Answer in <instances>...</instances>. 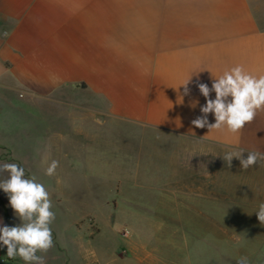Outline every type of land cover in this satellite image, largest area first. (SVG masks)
<instances>
[{"label":"crops","instance_id":"0c3cea01","mask_svg":"<svg viewBox=\"0 0 264 264\" xmlns=\"http://www.w3.org/2000/svg\"><path fill=\"white\" fill-rule=\"evenodd\" d=\"M238 65L264 75V0H0V133L52 131L44 145L72 166L59 195L89 196L96 211L116 213V226L136 229L123 250L132 264L157 261L147 251L154 228L174 245L168 264H187L189 234L219 243L225 228L263 244L264 161L244 170L222 156L264 152V110L237 133L191 123L206 104L198 84L211 88ZM1 141L0 164L16 162ZM0 221L21 223L3 200ZM54 228V247L37 254L46 264L82 260L65 253ZM6 254L0 245V264Z\"/></svg>","mask_w":264,"mask_h":264},{"label":"rangeland","instance_id":"374dc122","mask_svg":"<svg viewBox=\"0 0 264 264\" xmlns=\"http://www.w3.org/2000/svg\"><path fill=\"white\" fill-rule=\"evenodd\" d=\"M0 135V140H8V145L12 146L9 150L17 159L13 163L25 168L26 178L36 176L37 180L43 183L50 193L53 204L52 210L55 212V220L52 223L55 226L53 230L59 235V241L65 253L69 252L72 258L78 255L82 259L79 262L73 260V264H132V261L128 260L123 250L126 248L125 243L127 240L139 237L136 229L116 226L114 221L116 213L96 211L93 205L94 202H91L89 196L85 198L84 194L66 195L65 197L59 195L63 193L64 189H68L67 174L72 166L68 158L59 161L56 158L58 155H56L54 149L50 145H44L45 142L50 140L52 131L48 129L37 131L29 126L27 130L21 132L13 130L6 136L3 133H0ZM41 136L45 137L46 140L42 142ZM0 144H4V142ZM91 151L95 154L94 152L98 151V148H92ZM51 160H57L59 166L55 175L47 176L45 170ZM7 176V172L0 173V180L7 178ZM91 183L92 192H95L98 189L95 185V179ZM0 192V200L9 205L8 195L2 189H0ZM60 199L64 202L58 204ZM86 199L89 200L84 202ZM11 211L13 217L19 219L12 208ZM90 216L96 217L97 223H93L89 219ZM74 220H77L75 229L64 227L66 224L73 223ZM110 220H113L112 225ZM153 230L156 243L155 245L150 244L147 251H150L157 258L155 264H168L167 255L174 245L167 243L169 240L168 235L165 234L167 229L154 228ZM189 235L188 242L181 244L183 251H186L188 255L187 264H236V261L245 255L256 257V259L248 260V264H264V243H245L246 236L243 234L237 235L240 236V238H237L231 232L229 233L228 229L221 228L219 243L212 241L211 237L207 235L202 240L201 238H192ZM153 247H155V252H152ZM58 249L54 250L58 252ZM93 253H97L98 258ZM149 257L144 259L142 263L133 264H151L152 257ZM60 263L63 264L62 261Z\"/></svg>","mask_w":264,"mask_h":264},{"label":"clouds","instance_id":"9594fccd","mask_svg":"<svg viewBox=\"0 0 264 264\" xmlns=\"http://www.w3.org/2000/svg\"><path fill=\"white\" fill-rule=\"evenodd\" d=\"M191 77L181 85L183 95L190 94L188 84ZM198 88L206 104L200 108L202 115L191 121L196 128L207 127L210 131L226 126L229 132L237 133L253 122L259 111L264 110V75L254 76L243 66H235L214 78L211 88L205 83H199ZM213 91L215 99L210 98ZM210 113L214 115V124L208 121ZM244 152L243 149L229 151L222 158L230 168L235 157L244 170L264 161V152L247 151L246 158ZM58 166L57 160H51L45 174L55 175ZM3 172H7L8 176L0 180V189L8 195L9 205L21 223L11 227L0 226V245L7 247L10 259L19 257L25 264H46L44 256L37 253H47L54 247L51 225L55 212L50 193L36 176L26 178L25 168L16 163L0 164V173ZM256 213L258 220L264 224V202L260 203ZM236 264H248V260L240 257Z\"/></svg>","mask_w":264,"mask_h":264},{"label":"built area","instance_id":"2783aa9c","mask_svg":"<svg viewBox=\"0 0 264 264\" xmlns=\"http://www.w3.org/2000/svg\"><path fill=\"white\" fill-rule=\"evenodd\" d=\"M1 264H16L14 259H10L7 257V254L1 258Z\"/></svg>","mask_w":264,"mask_h":264}]
</instances>
